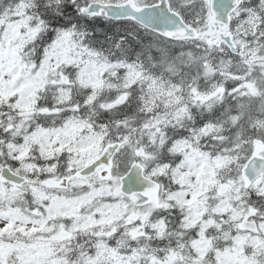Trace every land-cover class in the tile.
I'll return each mask as SVG.
<instances>
[{"label":"snow or ice","instance_id":"6c2138e0","mask_svg":"<svg viewBox=\"0 0 264 264\" xmlns=\"http://www.w3.org/2000/svg\"><path fill=\"white\" fill-rule=\"evenodd\" d=\"M0 264H264V0H0Z\"/></svg>","mask_w":264,"mask_h":264}]
</instances>
